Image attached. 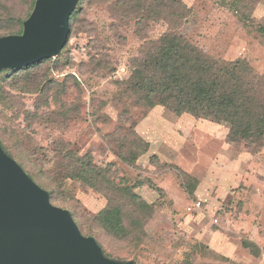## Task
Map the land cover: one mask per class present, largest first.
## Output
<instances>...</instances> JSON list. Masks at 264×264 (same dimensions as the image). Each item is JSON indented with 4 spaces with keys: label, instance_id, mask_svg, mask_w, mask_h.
<instances>
[{
    "label": "rangeland",
    "instance_id": "rangeland-1",
    "mask_svg": "<svg viewBox=\"0 0 264 264\" xmlns=\"http://www.w3.org/2000/svg\"><path fill=\"white\" fill-rule=\"evenodd\" d=\"M180 1L192 10L180 29L190 42L211 57L226 61L244 58L256 70L264 71V35L256 29L257 25L264 27V0L254 6L253 22L247 24L239 20L240 12L246 10L240 6L237 12L231 6L233 0ZM112 24L116 22L104 6H86L73 25L62 56L68 58V64L49 63L52 70L47 73L48 80L59 83L66 79L69 84L60 102L71 108L73 118L62 122L60 116L49 115L60 111L53 100L54 91H11L13 98L1 96L0 140L6 142L13 131L25 134L27 144L16 147L29 161L23 165L25 171L29 174L33 165L36 183L47 184L48 192L53 189L52 205L68 210L79 226L94 232L106 260L182 264L190 256L189 264H264V148L257 154L234 148L225 139L227 125L196 120L187 114L175 116L162 107H155L144 117L142 109L133 107L129 118H124L136 124L135 132L149 148L134 165L120 159L124 150L118 149L115 141L126 135L117 131L120 108L114 101L116 82L128 78L130 60L142 41L132 24L116 31ZM165 29L162 23L150 24L143 33L154 39ZM90 59L105 61L106 68L93 70L87 66ZM70 77L78 87L70 85ZM35 109L38 114H47L43 121H33L34 117L27 114ZM59 141L70 143L82 155L89 153L97 166L111 169L116 182L125 181L154 206L153 216L144 227L145 237L137 247L106 235L93 221L107 204L104 193L66 179L53 168L51 153H44V161L32 156L31 147L50 150ZM193 184L195 190L189 194ZM198 202L199 209L189 210ZM245 240L258 246L257 256L242 246Z\"/></svg>",
    "mask_w": 264,
    "mask_h": 264
},
{
    "label": "trees",
    "instance_id": "trees-1",
    "mask_svg": "<svg viewBox=\"0 0 264 264\" xmlns=\"http://www.w3.org/2000/svg\"><path fill=\"white\" fill-rule=\"evenodd\" d=\"M259 1L233 0L231 6L236 8L237 12H240L239 8L243 6L246 12H240L239 20L247 24L253 22L251 14ZM35 2L36 0H0V37L21 35L24 22L30 17ZM24 5H27L26 10L22 9ZM93 5L107 9L112 21L116 22L112 24V30L116 31L121 26L132 24L134 33L142 41L137 55L130 60L128 78L116 82L114 101L115 106L120 108L117 131L126 136L115 143L118 149L124 150L119 153L123 162L134 165L149 148V144L135 132L136 124L127 119L129 109L133 107L142 109L144 117L155 107H162L175 116L187 114L196 120L227 125V143L234 148L250 149L256 154L262 151L264 71L256 70L244 58L226 61L211 57L190 42L181 34L180 29L192 15V10L180 0H78L69 16L70 32L66 45L79 14L86 6ZM156 23L164 24L165 32L154 39L144 36L143 32L150 28V24ZM256 29L264 35L263 26L257 25ZM66 45L56 56L57 59L60 57L58 61L51 57L23 67L0 69V103L1 96L8 95L13 98L11 91L21 94L54 91L53 100L59 105L60 111L49 115L60 116L62 122L72 119L71 108L60 102V97L68 90L67 80L58 83L48 80L47 74L52 70L49 65L51 62L68 64V58L62 59ZM46 64L47 68L41 73V68ZM88 65H91L93 70L106 68L105 61L90 59ZM70 78V85L78 87L75 78ZM6 88L10 90L9 93ZM6 110L13 108L8 107ZM27 114H31L33 121L37 122L43 121L44 116H47L38 114V109ZM10 136L6 142L2 139L4 143L0 140V154L6 161L17 165L40 189L46 191L47 184L42 183V186H39L36 183L37 175L33 165L29 174L24 169L23 165L29 161L21 157L19 148L27 144V137L21 130L11 132ZM32 148V156L38 155L42 161L46 158L44 153H51L53 168L66 179L79 181L104 193L107 204L93 216V221L106 235L126 240L132 247H137L142 242L145 237L144 227L153 216L154 206L137 195L125 181L116 182L109 167L97 166L89 153L82 155L72 149L70 143L64 141L53 143L50 150ZM126 150L127 153L124 154ZM194 190L193 184V189L188 193L193 194ZM46 192L51 203L53 189ZM70 214L74 220L73 214ZM76 225L83 237L94 239L105 256L102 244L97 242L94 232L84 229L78 223ZM83 229L86 235L82 233ZM242 246L254 256L259 254L258 246L251 241H242ZM189 257L182 264H189ZM106 261L122 264L112 259Z\"/></svg>",
    "mask_w": 264,
    "mask_h": 264
},
{
    "label": "water",
    "instance_id": "water-1",
    "mask_svg": "<svg viewBox=\"0 0 264 264\" xmlns=\"http://www.w3.org/2000/svg\"><path fill=\"white\" fill-rule=\"evenodd\" d=\"M77 1L36 0L23 33L0 37V69L57 56L67 43ZM0 263L118 264L103 259L94 239L80 234L70 212L53 206L48 193L1 154Z\"/></svg>",
    "mask_w": 264,
    "mask_h": 264
},
{
    "label": "built area",
    "instance_id": "built-area-1",
    "mask_svg": "<svg viewBox=\"0 0 264 264\" xmlns=\"http://www.w3.org/2000/svg\"><path fill=\"white\" fill-rule=\"evenodd\" d=\"M200 208V203L198 202V203H194L190 208H189V210H194V209H199Z\"/></svg>",
    "mask_w": 264,
    "mask_h": 264
},
{
    "label": "crops",
    "instance_id": "crops-1",
    "mask_svg": "<svg viewBox=\"0 0 264 264\" xmlns=\"http://www.w3.org/2000/svg\"><path fill=\"white\" fill-rule=\"evenodd\" d=\"M228 132V131H227ZM227 135V134H226Z\"/></svg>",
    "mask_w": 264,
    "mask_h": 264
}]
</instances>
